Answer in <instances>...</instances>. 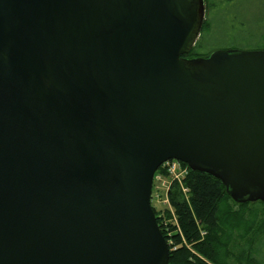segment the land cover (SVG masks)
<instances>
[{
  "label": "water",
  "instance_id": "obj_1",
  "mask_svg": "<svg viewBox=\"0 0 264 264\" xmlns=\"http://www.w3.org/2000/svg\"><path fill=\"white\" fill-rule=\"evenodd\" d=\"M205 0H0V264H169L168 160L264 201V49L187 58Z\"/></svg>",
  "mask_w": 264,
  "mask_h": 264
},
{
  "label": "trees",
  "instance_id": "obj_2",
  "mask_svg": "<svg viewBox=\"0 0 264 264\" xmlns=\"http://www.w3.org/2000/svg\"><path fill=\"white\" fill-rule=\"evenodd\" d=\"M210 1L205 0L206 10ZM212 27V18L205 19L201 33L207 34ZM260 33L264 36V31ZM201 41L184 56H208L201 53ZM184 183L188 199L176 183L169 190L174 213L152 202L169 244V264H264V201L236 202L223 182L206 172L189 169Z\"/></svg>",
  "mask_w": 264,
  "mask_h": 264
},
{
  "label": "rangeland",
  "instance_id": "obj_3",
  "mask_svg": "<svg viewBox=\"0 0 264 264\" xmlns=\"http://www.w3.org/2000/svg\"><path fill=\"white\" fill-rule=\"evenodd\" d=\"M210 5L205 12V19L212 18L213 27L207 34L201 33L198 39L202 40L201 53L211 54L226 48L253 50L264 47V36L260 33L264 31V0H211ZM186 169V165L176 164L159 172L155 185L158 190L153 195V203L158 209H172L168 197L174 183L189 198V189L184 183L188 174ZM171 211L174 213L173 209Z\"/></svg>",
  "mask_w": 264,
  "mask_h": 264
},
{
  "label": "built area",
  "instance_id": "obj_4",
  "mask_svg": "<svg viewBox=\"0 0 264 264\" xmlns=\"http://www.w3.org/2000/svg\"><path fill=\"white\" fill-rule=\"evenodd\" d=\"M176 164H179V165H181V163L180 162H177V161H168V162H166L165 164H164V168L165 167H168L169 169L171 168V166H175ZM182 166V165H181ZM186 171H187V173H189V170L188 169H186ZM185 174H186V172H184ZM188 174H186V176H187ZM157 182H158V176H157ZM157 189H158V186H157Z\"/></svg>",
  "mask_w": 264,
  "mask_h": 264
}]
</instances>
